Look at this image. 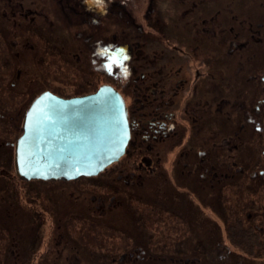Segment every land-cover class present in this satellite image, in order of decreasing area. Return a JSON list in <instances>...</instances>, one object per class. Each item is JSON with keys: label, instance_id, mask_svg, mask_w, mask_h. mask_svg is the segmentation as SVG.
Returning a JSON list of instances; mask_svg holds the SVG:
<instances>
[{"label": "flooded vegetation", "instance_id": "af4514ba", "mask_svg": "<svg viewBox=\"0 0 264 264\" xmlns=\"http://www.w3.org/2000/svg\"><path fill=\"white\" fill-rule=\"evenodd\" d=\"M0 1V38L11 35L9 45L0 52L19 59V63L27 62L29 57L33 60L35 53L40 62H45L41 59L46 55L59 54L61 45L55 34L58 21L46 12L45 5L37 4L46 0H31L29 4L27 0ZM85 1L89 7L85 8L86 22L110 13V18L126 16L134 29L116 49L108 44L107 34L91 31L92 26L86 22L78 32L89 43V64L91 51L96 49L94 61H100L101 74L104 79L110 74L117 80V90L125 99L131 127L127 146L128 149L131 144L130 156L123 161L121 157L120 162L96 176L27 179L18 174L15 166L16 142L22 134L14 142L0 137V157L9 158L10 154L9 163L14 165L13 173L0 165V264H91L92 224L85 214L92 213L99 219L114 216L136 227L139 215L144 221L145 214L138 213L139 207H134L133 202L147 183L163 193L164 203L170 200L168 186L173 195L188 198L186 204L193 203L192 194L199 197L211 190L214 196L221 187L239 184L261 194L252 203L256 209L246 218L254 221V229L264 231V207L260 203L264 201V0L180 1L177 6L181 23H177V31L182 35L176 34L181 46L171 42L174 30L162 22L159 1H148L143 13L145 27L138 22L141 2L135 1L129 9L128 0ZM69 9L68 21L74 23L76 17L72 15L77 11ZM155 18L159 20L157 24ZM102 24L99 26H106ZM140 35L143 39H139ZM107 51L112 52L109 55ZM69 53L73 58L78 53L81 59L79 52ZM109 59L114 60L110 73ZM2 61L0 68L4 70V62L9 60ZM1 71L0 85L16 86L23 78L22 70H15V66L9 78ZM45 91L64 98L78 96L47 89L40 94ZM2 110L0 118H6ZM19 112L8 119H21ZM10 145L15 146L14 155L6 149ZM110 168L113 169L109 171ZM12 182L18 183V188ZM65 202L70 207L60 210V204ZM256 218L260 220L255 222ZM107 221L94 223V227L107 229ZM141 245L131 240L129 248L112 260L134 263L156 259ZM104 257L99 253L100 261ZM197 259L192 258L196 263Z\"/></svg>", "mask_w": 264, "mask_h": 264}, {"label": "rangeland", "instance_id": "374dc122", "mask_svg": "<svg viewBox=\"0 0 264 264\" xmlns=\"http://www.w3.org/2000/svg\"><path fill=\"white\" fill-rule=\"evenodd\" d=\"M135 1L141 2L142 9L139 11L140 18L138 22L145 27L146 19L143 18V13L146 11L148 1L151 0H128L127 6L129 9L132 8ZM154 1H159L158 4L161 5L160 8L163 10L162 22L167 23L172 28L171 30H174L171 31V42H176L181 46V39L176 34L179 29L178 24L181 23L179 19L180 7L177 4L179 5L180 1L195 0ZM219 1H225L226 3L234 0ZM27 2L29 4L31 0H27ZM37 2L42 7L46 6V12L53 14L57 19V32L55 34L59 36L61 47L59 54L46 55V59H41L45 62H40L39 54L35 53L33 60L32 57H29L27 62H21L20 60L22 65L17 61L19 59L15 57L11 59L5 52H0V65L3 63L2 60H9V63L4 62V70L0 68L3 75L9 78L14 66L15 70L17 67L20 68L23 74L22 80L16 86L10 83L0 85L1 93L7 94L4 97L0 93V111L4 109L7 116L6 118H0V137H8L7 140L11 142H14L22 134V117L31 101L42 90H51L64 96H81L97 91L103 83L113 84L117 88V80L113 79L110 74L104 79L101 74L100 61H94V57H97L96 49L93 52L91 51V64H89V43L84 41L83 36L78 34L80 30L85 28L84 13L88 2L85 0H46ZM69 7L77 11L72 15V18L76 17L74 23H70L66 15L69 11H72ZM3 12L5 11L3 10ZM158 21L157 18L154 19V23L157 24ZM102 23H105L106 26ZM86 24L89 27L92 26L91 31L93 32L96 31L101 35L107 34L108 44L114 49L120 47L118 44L123 37L134 32L131 22L126 21V16L110 18V13L97 15L96 20L90 19ZM100 24L103 26H99ZM8 26L9 22L6 23L5 29L8 30ZM140 32L146 35L143 31ZM177 33L182 35L181 31H177ZM31 34L28 30L27 35L30 37ZM113 34L118 37L116 39L112 38ZM10 38L11 35H7L4 39L0 38V48L9 45L8 39ZM139 39H143L141 35ZM30 40L35 42L33 38H30ZM157 41L159 40L156 39L155 42ZM62 45L65 48H62ZM69 51L79 52L81 59L78 60V53L73 58ZM10 52L12 53L11 46ZM111 52H108V54L110 55ZM109 61L107 64L108 72L110 68L113 70L114 67V60L109 59ZM17 112L21 113V119L14 118L13 121L8 119L10 115L16 117ZM129 148H131V144L120 161L126 160L130 156L128 155ZM6 149L13 152L14 155L15 146L10 145ZM9 158L1 156L0 165L8 167L10 172L13 173L14 165L12 166V163H9ZM113 168H110L109 171ZM12 184L13 186L16 185L17 188L19 186L18 183L14 184L12 182ZM59 186L64 188L61 184ZM165 187L167 197L170 196V200L166 203L163 202V200L165 201L163 193L154 191L152 187L148 186V183L138 191L137 201L133 204L134 207H139L138 213L145 214V219L143 221L142 214H140L139 224L136 227L131 225L129 221L127 223L119 218L115 220L114 216L99 219L93 216L92 213L85 214L90 217V223L93 225H91V253L93 255L91 264H264V231L254 229L252 226L254 221L246 218L248 212H254V209H256L252 207V203L254 200L261 198L260 193L241 188L239 184H234L231 187H221L219 194L214 196L211 195V190H205L199 197L192 194L191 200H193V203L186 204L188 198L180 199L177 195H173L171 190H168V186ZM260 203L264 207V201ZM60 205L62 207L60 210L70 207L67 202ZM257 206L259 207V205ZM119 214L122 215V213ZM106 220H108L107 225L109 226L107 229H99L100 226L94 227V223H105ZM259 220L260 218H256L255 222ZM87 221L89 222V220ZM131 240L142 244L141 247L147 250L148 255L151 254L156 259L134 263L118 262L117 259L115 263L112 259L114 257L118 258L120 253L128 249ZM99 253H104L105 257L102 261L98 258ZM193 257L198 258L199 261L196 263L192 260ZM170 258L183 259L175 262L171 261ZM185 258L190 259L189 263L183 262Z\"/></svg>", "mask_w": 264, "mask_h": 264}, {"label": "water", "instance_id": "95a60500", "mask_svg": "<svg viewBox=\"0 0 264 264\" xmlns=\"http://www.w3.org/2000/svg\"><path fill=\"white\" fill-rule=\"evenodd\" d=\"M23 130L15 166L27 179L99 175L124 156L131 138L125 99L111 84L72 98L43 92L30 104Z\"/></svg>", "mask_w": 264, "mask_h": 264}, {"label": "trees", "instance_id": "16d2710c", "mask_svg": "<svg viewBox=\"0 0 264 264\" xmlns=\"http://www.w3.org/2000/svg\"><path fill=\"white\" fill-rule=\"evenodd\" d=\"M175 262H178V260H174Z\"/></svg>", "mask_w": 264, "mask_h": 264}]
</instances>
